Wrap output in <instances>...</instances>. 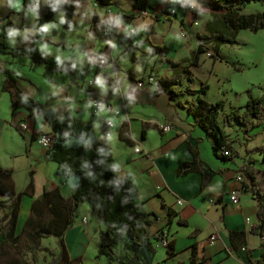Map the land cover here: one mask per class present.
I'll list each match as a JSON object with an SVG mask.
<instances>
[{
    "label": "crops",
    "instance_id": "0c3cea01",
    "mask_svg": "<svg viewBox=\"0 0 264 264\" xmlns=\"http://www.w3.org/2000/svg\"><path fill=\"white\" fill-rule=\"evenodd\" d=\"M75 1L70 28L63 26L66 10L62 9L40 33L34 28L39 16L35 5L40 3L43 9L46 0H0V25L6 26V32L10 24L14 29L12 36L0 37V168L12 170L17 193L34 182V194L22 198L25 210L21 208L20 219L28 221L36 199L45 192L59 189L66 200L73 198L78 179H66L38 143L39 135L54 134L52 121L69 115L92 127L90 142L105 141L110 146L120 174L137 185L140 209L152 223L139 243L128 233L112 235L115 258L111 260L99 255L101 233L106 231L100 211L85 203L87 210H92V224L78 208L77 218L64 235V264H259L264 255V147H259L261 139L264 141V125L261 128L259 121L264 119L257 121L248 135L223 121L232 112L248 114L250 89L245 106L223 100L221 94L215 101L224 105L219 121L226 141L235 150L227 160L222 159L221 151V157L216 155L214 138L196 126L188 114L196 96L178 93L172 101L168 92L158 91L160 79L172 74V63L188 61L196 53L192 43H205L210 50L201 55L199 67L190 68L192 80L183 76L179 86L185 80V90L208 85L207 77H200L196 71L204 62L209 64L210 75L225 83L223 69L232 73L242 70L241 53L225 51L239 48L241 34L247 30L240 32L237 44L222 45L223 60H215L209 55L216 47V31L222 24L218 10L193 0H148L152 7L142 15L134 8V0H127L124 6L113 0L108 7L94 6L96 0ZM189 4L195 6V12L188 10ZM171 9L176 10L175 15L170 14ZM162 13H169L171 20L167 15L156 20ZM102 24L113 28L109 41L99 33ZM154 46L167 47V56L151 54ZM187 47L191 53H180ZM33 53L72 66L65 71L48 68L43 60L34 61ZM100 55L109 56L111 63L98 67L94 57ZM150 76L156 83L146 81ZM142 80L140 88L138 82ZM97 86L106 89L98 92ZM208 87L206 100L215 103L209 100ZM15 96L20 101L17 107ZM94 98L110 100L121 115L95 114ZM108 119L115 123L112 129L105 125ZM21 123L28 129L20 131ZM161 124L171 125L172 130L163 133ZM196 154L210 174L207 183L202 170L179 173L182 165L195 161ZM244 166L256 170L262 200L245 187L250 184L240 172ZM232 192H237L238 204L232 202ZM159 235L168 237L170 248L157 247ZM213 236L215 241H211ZM91 245L96 246L92 258L88 254ZM127 249L133 257L126 255Z\"/></svg>",
    "mask_w": 264,
    "mask_h": 264
},
{
    "label": "trees",
    "instance_id": "16d2710c",
    "mask_svg": "<svg viewBox=\"0 0 264 264\" xmlns=\"http://www.w3.org/2000/svg\"><path fill=\"white\" fill-rule=\"evenodd\" d=\"M203 7L220 11L222 24L216 31V47L210 52L215 60H223L220 47L225 44L235 45L238 43V36L241 31L249 30L258 33L264 30V12L258 14H244L246 5L253 0H193ZM263 1V0H261ZM134 8L139 11L147 12L152 5L148 0H134ZM98 6L108 7L113 4V0H96ZM62 9L66 10V17L63 22L65 28H70L74 22L76 11L75 0H46L44 8L39 9V16L34 28L43 33L46 25L54 18L56 13ZM169 13H162L155 17L156 20ZM170 15V14H169ZM167 15V19L171 20ZM6 26L0 25V37H10L14 29L11 24L6 32ZM1 30L3 32H1ZM208 46L200 43L198 50L188 61L172 63V74L169 77L160 79L158 91L168 92L172 101L179 95L176 88L181 84L183 76L192 80V67L200 66L201 55L208 52ZM169 49L165 46H154L151 54L167 56ZM34 61H44L48 68H58L60 71L69 70L70 63H61L56 59L47 58L39 54H32ZM184 64H188L187 66ZM188 94L196 96L192 104L187 108L188 114L194 119L196 126L203 129L206 134L214 138L216 145L214 150L217 156L219 151L224 148L230 155H222V159L227 160L234 153L232 143L226 141L224 130L219 121L220 113L223 111L222 102L210 103L203 96L209 90L208 85L202 84L199 90H192L187 87ZM260 98H254L251 90L248 91L249 100L247 103L248 114L232 112L227 114L223 121L225 125L235 124L244 129L246 135L256 128V123L264 119V88ZM14 106L20 105L18 96L14 97ZM53 133L56 136V143L47 150L50 159L58 164L60 172L66 179L77 178L78 185L71 201L66 200L59 189L45 192L36 199L32 207V216L26 222L30 228V236L33 240L57 238L59 255L53 254L51 264H64L67 259V251L64 241L65 232L77 218V209L83 203L93 204L98 207L101 215V222L105 225L106 231L101 233V243L99 255L111 260L115 258L113 249L112 235L128 233L134 242L139 243L146 235V228L152 221L148 220L147 215L141 211L140 195L137 185L128 177H123L116 164L110 146L105 141L95 140L90 142L92 127L75 121L71 116H66L61 120L51 122ZM76 140L77 146L68 145L69 142ZM221 157V156H220ZM202 170L207 183L210 174L202 167L195 156L193 163H186L180 167V175L188 172ZM240 172L248 181L253 194L262 200V195L258 190L256 182V170L250 166H244ZM34 194V182L31 181L27 189L17 193L13 182V172L11 169L0 168V198L7 197L12 199L10 208L4 211V216L0 219V247L17 248L20 237L18 235V225L21 213L22 198L25 195ZM46 211L50 215L48 222H41V213ZM170 215L172 212L169 213ZM171 220V218H170ZM180 223H182L180 221ZM183 224V223H182ZM252 233L256 232L252 228ZM170 248V246H169ZM41 248H33V257L30 264H39L38 252ZM79 262V259L76 260ZM264 255L259 264H263ZM125 264V262H121Z\"/></svg>",
    "mask_w": 264,
    "mask_h": 264
},
{
    "label": "rangeland",
    "instance_id": "374dc122",
    "mask_svg": "<svg viewBox=\"0 0 264 264\" xmlns=\"http://www.w3.org/2000/svg\"><path fill=\"white\" fill-rule=\"evenodd\" d=\"M118 3L123 6L128 2L127 0H117ZM264 12V0H253L248 3L243 11L244 14H258ZM200 18V17H199ZM201 20V18H200ZM240 47L237 49H227L225 53H241L240 61L242 63V70L236 72H230L227 69L222 70V75L227 78L225 83H221V79L209 73V64L204 62L200 68H196V71L200 77H207V84L210 86L209 100L216 101L218 95L221 94L223 100H233L238 103H243L247 100V91L250 89L254 98H260L262 96V89L264 87V31L258 33H252L251 31H243L240 37ZM194 52H197L198 45L192 43ZM184 50L180 53H191V50ZM60 52L63 50L58 49ZM231 60V59H230ZM38 78L42 77V73L37 72ZM184 85L178 86L176 91L178 93H187L185 86L187 81H184ZM195 85H198L197 83ZM199 86V85H198ZM106 87L97 86L95 88L98 92H103ZM193 96H189V99H193ZM206 99V96H203ZM4 106V104H3ZM240 108H237L239 110ZM245 109V107H244ZM264 121H259V126L263 128ZM264 133V129L262 130ZM259 141V140H258ZM79 143L75 140L68 143L70 146H77ZM259 145V143H258ZM264 147V141L261 139V146ZM263 151V150H262ZM238 155H240L238 153ZM12 199L7 197L0 198V219L4 216V211L10 208ZM85 203L79 206V214L81 216H87L92 224V210H87ZM84 207V208H83ZM21 208L25 210L24 202L22 201ZM27 217V216H26ZM50 215L46 211L41 213V222H48ZM26 218L23 217L19 221L18 235L20 237L19 246L17 248L0 247V264H30L33 257V248H41L38 252L40 259L39 264H50L52 261V254H59L57 245V238L37 239L33 240L30 236V228L26 225ZM1 231V228H0ZM96 249L95 245H91V249L88 252L89 257L92 258V251ZM126 255L133 257L132 252L127 249ZM106 260V258H105ZM65 264H68L67 262Z\"/></svg>",
    "mask_w": 264,
    "mask_h": 264
},
{
    "label": "built area",
    "instance_id": "2783aa9c",
    "mask_svg": "<svg viewBox=\"0 0 264 264\" xmlns=\"http://www.w3.org/2000/svg\"><path fill=\"white\" fill-rule=\"evenodd\" d=\"M94 6L97 7L98 4L95 3ZM187 8H188V10H190L192 12H195V10H196L195 6L192 5V4H189L187 6ZM35 9L36 10L40 9V3H37L35 5ZM141 14L142 15H146L147 12L142 11ZM170 14L175 15L176 14V10L175 9H171L170 10ZM99 33H100L101 37L104 40L109 41L111 39V37H112V34H113V28L109 24H102L100 26ZM209 56H211V54ZM94 59L96 60V63L98 65V67H100V68H104L109 63H111V60L109 59V56H105V55L95 56ZM146 81L149 84H154V83H156L157 80H156V78L154 76H150V77L146 78ZM143 85H144V81L143 80L138 82V86L140 88L143 87ZM92 109H93V112L95 114L100 113V112H107L108 114L116 116V117H119L121 115V112L115 108L114 104L110 100H108L106 98H94L92 100ZM105 125H106V127L112 129L115 126V123H114L113 120L108 119L106 121ZM18 129L20 131H25V130L28 129V126L25 123H21V124L18 125ZM159 129L163 133H169L172 130V127H171V125H168V124H161L159 126ZM38 143L44 149L49 150L56 143V136L54 134H49V133L41 134L38 137ZM220 151H221L222 155H226V156L230 155V152L226 151L224 148H222ZM238 179L240 181H242L243 177L240 176V177H238ZM231 200H232V202L234 204H238L239 203L237 192H232L231 193ZM178 204L182 205L183 202L182 201H178ZM247 222L249 223L250 219H247ZM215 240H216L215 236L211 237V241H215ZM156 245H157V247H163L165 249H168L169 246H170V241H169V239H168V237L166 235H159L158 238H157Z\"/></svg>",
    "mask_w": 264,
    "mask_h": 264
}]
</instances>
